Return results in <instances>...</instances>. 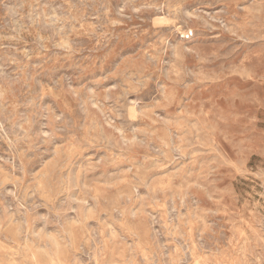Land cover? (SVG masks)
Segmentation results:
<instances>
[{
	"label": "rangeland",
	"instance_id": "374dc122",
	"mask_svg": "<svg viewBox=\"0 0 264 264\" xmlns=\"http://www.w3.org/2000/svg\"><path fill=\"white\" fill-rule=\"evenodd\" d=\"M0 234V264H264V0H0Z\"/></svg>",
	"mask_w": 264,
	"mask_h": 264
},
{
	"label": "bare ground",
	"instance_id": "6f19581e",
	"mask_svg": "<svg viewBox=\"0 0 264 264\" xmlns=\"http://www.w3.org/2000/svg\"><path fill=\"white\" fill-rule=\"evenodd\" d=\"M110 90H111V89H110ZM107 93H108V92H107ZM90 101H91V100H90ZM92 102H93V101H92ZM129 102H130V101H129ZM129 102H128V103H129ZM91 106H92V105H91ZM100 107H101V106H100ZM93 108H95V107H93ZM99 112H100V111H99ZM101 113H102V112H101ZM101 113H100V114H101ZM102 115H103V114H102ZM102 115H101V116H102ZM102 117H103V116H102ZM99 122H100V121H99ZM104 124H105V123H104ZM107 125H108V124H107ZM3 128H4V127H3ZM117 132H118V131H117ZM119 132H120V131H119ZM118 136H119V135H118ZM4 137H5V136H4ZM120 139H122V138H119V140H120ZM7 141H8V140H7ZM11 141H12V140H11ZM121 141H122V140H121ZM8 143H9V142H8ZM11 143H12V142H11ZM122 143H123V142H122ZM113 144H114V142H113ZM125 145H126V144H125ZM12 146H13V145H12ZM8 148H9V147H8ZM11 149H12V148H11ZM116 152H117V151H116ZM118 152H119V151H118ZM15 166H16V165H15ZM73 180H74V179H73ZM73 182H74V181H73ZM69 201H70V200H69ZM72 201H73V200H72ZM80 203H81V202H80ZM81 204H82V203H81ZM72 205H73V204H72ZM75 205H76V204H75ZM75 205H74V206H75ZM78 206H79V205H78ZM82 206H83V205H82ZM75 207H76V206H75ZM69 210H70V209H69ZM56 211H57V210H56ZM15 220H16V219H15ZM12 222H13V221H12ZM14 222H15V221H14ZM16 224H17V223H16ZM19 227H20V226H19ZM18 231H19V229H18ZM39 232H40V231H39ZM39 232H38V233H39ZM1 235H3V234H0V236H1ZM4 237H5V236H4ZM6 240H7V239H6ZM53 243H54V241H53ZM196 247H198V246H196ZM202 248H203V247H202ZM200 251H201V250H200ZM50 254H51V253H50ZM258 256H259V255H258ZM31 258H32V257H31ZM190 258H191V257H190ZM251 260H252V259H251ZM94 261H95V260H94ZM180 261H181V260H180ZM170 262H171V261H170ZM178 263H179V262H178ZM194 263H195V262H194ZM257 263H258V262H257ZM195 264H196V263H195Z\"/></svg>",
	"mask_w": 264,
	"mask_h": 264
}]
</instances>
